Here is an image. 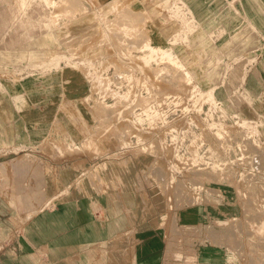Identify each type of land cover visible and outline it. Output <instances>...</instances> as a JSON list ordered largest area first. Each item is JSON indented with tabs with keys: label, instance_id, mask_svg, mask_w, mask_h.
<instances>
[{
	"label": "crops",
	"instance_id": "crops-1",
	"mask_svg": "<svg viewBox=\"0 0 264 264\" xmlns=\"http://www.w3.org/2000/svg\"><path fill=\"white\" fill-rule=\"evenodd\" d=\"M176 64L264 145V0H0V264H264V210L164 142Z\"/></svg>",
	"mask_w": 264,
	"mask_h": 264
},
{
	"label": "rangeland",
	"instance_id": "rangeland-1",
	"mask_svg": "<svg viewBox=\"0 0 264 264\" xmlns=\"http://www.w3.org/2000/svg\"><path fill=\"white\" fill-rule=\"evenodd\" d=\"M163 59H166V57ZM175 67L180 71V80L175 88V95L178 99L175 106L165 105V108H174V111L182 117L194 114L196 120L191 119L190 121L181 122L179 135L175 133L176 131L170 132L172 136L163 138L165 144L174 145L179 150L189 147L190 151L194 152L192 154L194 157L192 155L190 157L191 165L196 169L211 171L213 184H215L216 177L220 173L226 175L224 183H229L230 186L234 187L238 182L240 189L243 190L244 196L248 200L245 199L240 202L244 204L247 211L264 210V179L256 176L257 171H264V145L258 138L256 128L225 114L224 110L217 106L211 95L204 94L199 90L182 65L176 64ZM147 91L150 92L149 89ZM205 106L208 109L207 111L203 110ZM188 124L189 127L195 129V136L183 135L185 134L183 129L187 128ZM205 146L209 147L207 149L209 155L206 158L207 160L204 161L203 150ZM220 152L223 153L224 158H221ZM221 160L228 162L227 169L220 170L217 168L219 163L216 162ZM237 165L240 168H235ZM235 224L234 222L229 223V228L235 229ZM255 226L253 228L259 232L261 237H264V230L260 232L261 226L257 224ZM180 235L187 240L191 236L188 233ZM207 235L204 234L201 238L203 243L208 239L209 236ZM228 237L234 240L235 232H229ZM228 251L231 256H235L236 248L229 247ZM241 251L240 249V253ZM187 255L189 260L193 258L190 251ZM243 256L245 258L247 256L262 257L264 256V249L250 247L244 250Z\"/></svg>",
	"mask_w": 264,
	"mask_h": 264
},
{
	"label": "bare ground",
	"instance_id": "bare-ground-1",
	"mask_svg": "<svg viewBox=\"0 0 264 264\" xmlns=\"http://www.w3.org/2000/svg\"><path fill=\"white\" fill-rule=\"evenodd\" d=\"M59 7H61V6H59ZM127 18V17H126ZM148 48L149 49H151V47L150 46H148ZM178 69V68H177ZM132 82H133V79H132ZM187 94V93H186ZM122 103V102H121ZM197 104V103H196ZM200 107V106H199ZM159 110V109H158ZM212 125V124H211ZM213 126H214V124H213ZM220 128V127H219Z\"/></svg>",
	"mask_w": 264,
	"mask_h": 264
}]
</instances>
